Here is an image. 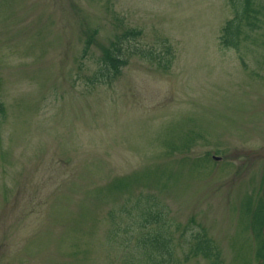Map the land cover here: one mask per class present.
Returning a JSON list of instances; mask_svg holds the SVG:
<instances>
[{"label": "rangeland", "instance_id": "1", "mask_svg": "<svg viewBox=\"0 0 264 264\" xmlns=\"http://www.w3.org/2000/svg\"><path fill=\"white\" fill-rule=\"evenodd\" d=\"M255 6L259 25L235 48L219 42L229 0H0V264H119L107 212L128 195L108 187L147 170L164 185L132 195L194 216L225 264H255L238 220L241 202L264 201V0ZM127 28L143 53L91 82Z\"/></svg>", "mask_w": 264, "mask_h": 264}, {"label": "trees", "instance_id": "2", "mask_svg": "<svg viewBox=\"0 0 264 264\" xmlns=\"http://www.w3.org/2000/svg\"><path fill=\"white\" fill-rule=\"evenodd\" d=\"M229 1L234 8V15L221 27L219 42L223 46L238 48L245 31L243 27L251 30L259 25L260 9L255 6V0ZM140 32L136 28H127L115 34L103 47L99 70L92 76L91 82L101 79L112 81L127 64L130 53H143L140 48L134 46L131 49L125 44ZM88 47L89 40L84 50ZM2 112L3 104L0 101ZM147 182L164 185L162 173L147 170L142 174L113 180L108 187L111 193L125 192L128 195L119 210L112 208L107 212L112 225L115 222V227L109 230L107 242L115 244L122 251L119 264H185L194 257H202L207 260V264H225L220 246L194 216L186 222L176 220L169 217L168 209L153 192L131 194L135 185ZM247 201L241 202L239 206L238 220L243 228L251 229L256 240L255 264H264V201ZM120 220L129 223L121 225ZM118 230L124 234L122 237H119L120 233L116 234ZM132 230L133 239L128 234ZM248 263L244 258L237 264Z\"/></svg>", "mask_w": 264, "mask_h": 264}, {"label": "water", "instance_id": "3", "mask_svg": "<svg viewBox=\"0 0 264 264\" xmlns=\"http://www.w3.org/2000/svg\"><path fill=\"white\" fill-rule=\"evenodd\" d=\"M215 158H219V157L215 156Z\"/></svg>", "mask_w": 264, "mask_h": 264}]
</instances>
